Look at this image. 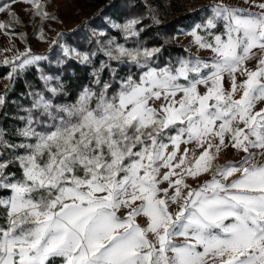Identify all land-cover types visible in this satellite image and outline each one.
<instances>
[{"label":"snow or ice","instance_id":"obj_1","mask_svg":"<svg viewBox=\"0 0 264 264\" xmlns=\"http://www.w3.org/2000/svg\"><path fill=\"white\" fill-rule=\"evenodd\" d=\"M18 3L55 19L40 0H5L0 13L18 22ZM251 7L217 0L201 9L187 35L207 58L161 65L163 46L140 40L97 41L90 54L63 48L82 64L97 52L107 59L75 102L54 99L58 83L50 97L30 93L23 127H0V192L10 193L0 195V264H264V0L259 12ZM140 23L113 27L139 37ZM0 29L15 34L11 23ZM45 59L30 48L6 59L7 79ZM112 62L128 65L126 74ZM41 79L47 87L53 77ZM190 144L191 158L181 152ZM229 148L244 155L212 171Z\"/></svg>","mask_w":264,"mask_h":264},{"label":"rangeland","instance_id":"obj_2","mask_svg":"<svg viewBox=\"0 0 264 264\" xmlns=\"http://www.w3.org/2000/svg\"><path fill=\"white\" fill-rule=\"evenodd\" d=\"M40 2L46 5L45 11H47L51 16L55 17V19H42L39 16H35L34 7L32 5L24 3H18L15 5V11L18 13L19 17L18 22L13 21V18L10 16L9 12L5 13L6 17L4 23H11L12 28L15 30V34H8L5 32L6 36H8L10 40L8 44L11 49V54H8L9 57H6L3 61H5L6 59H13L19 53H23L26 49L29 48L31 49L32 54L45 56V60L40 61L38 65L31 66H37L40 75L43 74L53 77V80L48 84L47 87L45 86L44 81V88L34 92H42L46 97L52 96V93L48 91V87H55L58 83L60 84V77L57 76L55 72H44L39 65L47 62L50 66L62 68L72 61L79 62V60L77 59L65 57L63 52L64 47L74 48L77 52L90 54L97 49V41L106 43L110 39H115L118 44H124L125 47L128 48L136 47L137 40L142 41L146 47H150L145 44L146 42H148V40L142 37V32L156 27L159 30L156 34L160 36V40L164 42L163 45L166 48L175 47L182 51L183 54L181 56L183 57L177 58H184L189 54H193L203 58H207L212 55L210 51L198 49V47L193 42V37L187 35V33L191 31V28L178 27L176 30L174 29L175 27L163 28L162 23L156 22L159 21L158 14L161 13L157 5L159 0H138L140 5H138L136 9L134 8L136 7L134 2L128 3L127 8L132 11V15H127L121 22L114 21L109 17L101 18L102 14L91 11L89 4H87L84 0H40ZM160 2H163V4L167 6L169 15H185L189 13L199 12L201 13L203 19L204 12L201 11V9H204L206 6L217 2V0H175L174 4H171L169 0H160ZM225 2L234 6L245 8L249 7V5L251 4L252 11H260L257 5L261 2V0H247V2L246 0H225ZM129 19L140 20L141 23L137 26L139 29H142L139 37H126L121 30L113 27V25L117 24L122 25ZM149 20L151 22V25L149 27H142V25L144 24L143 22ZM109 30H112V32H110ZM20 33H23L24 35H20ZM94 33H103L104 35H94ZM71 35H75L73 43L72 41L68 40V37H70ZM76 36H78L77 39L75 38ZM55 40H59L60 43H53V41ZM80 44H82L83 46L81 49L79 48ZM254 51L259 52V50ZM100 54L104 56L102 52H97V55ZM104 57L107 58L106 56ZM177 58H175V61ZM3 61L2 64H0V67L8 68L10 72L11 66L4 65ZM16 63H19V61H16ZM256 65L257 60L254 59L247 64V67L250 70H255ZM31 66H28L26 69ZM8 74L0 79V94H5L6 89H8L9 85H12L13 83L12 80L7 79ZM242 79H244V77H240L238 75L237 82L239 83ZM227 81L228 78L225 77L226 89L229 87ZM201 91H204L203 86H201ZM62 93L63 91L59 95L54 97V99L58 100ZM59 102L65 103L60 100ZM31 106L25 107L24 111L27 112V110L30 109ZM259 107H264V104L259 105ZM20 120L22 119L20 118ZM185 147L189 148V158H191V150L195 148V145H181V152H183V149ZM169 150H171V148ZM199 154L200 150L196 149V155L198 156ZM243 155L244 153L242 152L236 151L231 148L227 149L225 152H222L215 161H213L212 171H215V168L225 161L239 160ZM253 162L255 163L257 161ZM259 162L264 163V157L259 158ZM211 175L212 172H209L200 177V179L197 181L189 179L188 182L193 184V186L195 187L203 180L210 179ZM234 178L235 177H233V179ZM138 222L141 223L142 226H144L145 219L141 217L139 218ZM209 264H211V261L209 262Z\"/></svg>","mask_w":264,"mask_h":264},{"label":"trees","instance_id":"obj_3","mask_svg":"<svg viewBox=\"0 0 264 264\" xmlns=\"http://www.w3.org/2000/svg\"><path fill=\"white\" fill-rule=\"evenodd\" d=\"M90 6V10L102 14L101 18L109 17L114 21H122L127 15H132V11L127 8V4L134 2L136 7H138V0H84ZM170 3L174 4L175 0H169ZM5 2L2 0L0 3ZM158 8L161 13L159 16V23L163 24V28H172L176 30L178 27L191 28L195 23L202 20L201 13H189V14H170L168 8L163 2H158ZM135 11V10H134ZM131 13V14H130ZM142 27L151 25L150 20L143 22ZM153 27V26H151ZM112 32V30H109ZM158 28L153 27L146 31L142 32V37L147 39L148 42L145 44L150 47H160L163 46V51L160 54L158 63L163 65L165 62L171 61L174 63L175 58L183 57L181 50L175 47L166 48L160 40V36L157 33ZM75 36V35H74ZM74 36L71 35L68 37L69 41L74 42ZM78 36L75 38L77 39ZM141 37V38H142ZM82 44L79 45L81 49ZM104 56L96 55L93 58L92 65L82 64L77 61H72L69 64L63 66L62 68L50 66L47 62L40 64L39 66L43 69L44 72H55L57 76L60 77V84L63 85V93L61 94L58 101L65 103H71L75 101V98L82 90L84 86H92L91 81L93 79L91 72L93 67H98V61L105 60ZM113 67H118L121 69L120 75L123 76L128 71V65H117L116 62H112ZM132 71H136L133 66ZM9 73L8 68L0 67V79L5 77ZM139 73L137 72V75ZM104 79H108V74L103 75ZM44 88V81L41 79L39 69L37 66H31L21 74H19L13 81L11 87L5 92L6 107L3 110H0V127L4 128L8 134H12L15 129L24 126L23 120H20L21 117L26 116L27 112L24 111L25 107L31 106L34 101V96L30 93L39 91ZM13 171L18 172V166L12 169ZM8 192H0V195H9ZM2 223V221H0ZM59 264V261H57Z\"/></svg>","mask_w":264,"mask_h":264},{"label":"crops","instance_id":"obj_4","mask_svg":"<svg viewBox=\"0 0 264 264\" xmlns=\"http://www.w3.org/2000/svg\"><path fill=\"white\" fill-rule=\"evenodd\" d=\"M2 0H0L1 2ZM6 12L0 13V23H4L5 17H6ZM10 40L8 36L5 34V30L0 29V64H2V61L6 58L9 57L8 54H11V49L9 46Z\"/></svg>","mask_w":264,"mask_h":264}]
</instances>
